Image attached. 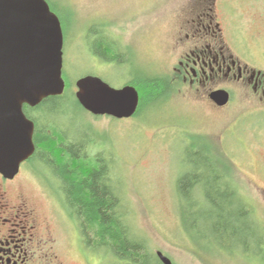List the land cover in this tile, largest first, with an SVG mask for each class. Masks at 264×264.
Returning <instances> with one entry per match:
<instances>
[{
    "label": "rangeland",
    "instance_id": "obj_1",
    "mask_svg": "<svg viewBox=\"0 0 264 264\" xmlns=\"http://www.w3.org/2000/svg\"><path fill=\"white\" fill-rule=\"evenodd\" d=\"M58 1L65 6L67 16L63 20L68 25L63 77L68 84L65 91L69 99H73L72 95L76 97V80L87 74L98 75L114 87L149 74L167 83L165 93L138 117H97L72 106L64 117L66 120H59L64 122V129L70 130L68 134L88 139L86 145L92 155L102 154L105 162H109L126 203L127 226L133 237L142 240L147 254L157 258V251H162L173 264H264L263 240L259 246L251 242L252 249L217 244L213 237L203 236L197 229H192L189 236L182 225L177 179L188 169L189 154L203 152L195 156H206L214 162L227 182L251 205L259 221L255 225L261 234L264 232V109L260 108L263 106L250 90L230 84L231 101L229 96V104L217 108L202 94L194 92L196 96L172 81V23L174 12L186 0ZM229 1L226 34L231 47L253 52L254 64L264 68L263 9L255 0ZM121 10L130 17L137 12L141 21L148 22L143 36L138 32L131 36L130 49L135 51L133 67L91 59L81 44L80 29L91 19L86 12L98 18H113ZM137 20L134 17L130 24L136 25ZM132 31L129 28L123 36L130 37ZM131 68L139 73L133 75ZM43 114V110L32 112L36 119ZM36 167L42 174L47 172L42 166ZM45 177L48 180L46 174ZM28 178L23 177L22 190L34 198L43 214L51 217L55 237V254H47L48 263L41 264H126L113 255L94 251L79 237L53 176L50 184L47 186L46 182L42 188ZM41 190L52 199L41 195Z\"/></svg>",
    "mask_w": 264,
    "mask_h": 264
},
{
    "label": "trees",
    "instance_id": "obj_2",
    "mask_svg": "<svg viewBox=\"0 0 264 264\" xmlns=\"http://www.w3.org/2000/svg\"><path fill=\"white\" fill-rule=\"evenodd\" d=\"M93 44L95 52L105 60H122L116 46L105 38L99 37ZM138 73L133 70L132 74ZM137 81L130 82L140 93L135 117L154 105L167 88L164 79L152 74ZM72 96L69 99L65 91L63 95L46 97L35 107L24 105L26 115L35 122V165L44 167L55 179L57 190L68 204L71 217L76 218L82 240L89 248L113 255L126 264H163L158 257L147 254L142 240L131 234L126 203L109 162H105L102 154L92 155L86 145L88 139L68 134L70 130L63 128L64 117L72 106L84 110ZM35 110H43L42 118L32 116ZM201 154H189L188 169L177 179L180 218L186 232L192 236L190 232L197 229L201 235L213 237L217 244L250 248L252 242L259 246L264 241V232L261 234L255 225L259 221L251 205L227 182L213 161L195 156Z\"/></svg>",
    "mask_w": 264,
    "mask_h": 264
},
{
    "label": "flooded vegetation",
    "instance_id": "obj_3",
    "mask_svg": "<svg viewBox=\"0 0 264 264\" xmlns=\"http://www.w3.org/2000/svg\"><path fill=\"white\" fill-rule=\"evenodd\" d=\"M46 1L61 21L65 46L68 25L65 21L64 25L63 20L67 18L66 8L58 0ZM97 1L99 0H90V2ZM189 1L186 0L181 4L179 10H177L178 5L177 11L174 12L170 45L173 58L171 68L173 82L186 87L193 94L196 93L198 96L202 94L205 100L217 108L224 107L231 101L230 84L243 86L253 93L263 106L260 108L264 109V68L254 64L256 59L253 52L246 49L238 51L235 47H231L228 41L227 12L231 8L230 1L191 0L190 3ZM255 2L264 12V0H255ZM136 13L133 12L130 17L128 12L121 10L113 18H98L86 12L91 19L86 27L80 29L81 44L86 54L97 61L110 64L123 63L133 67L132 52L135 51L130 49L131 36L135 32L143 36L148 25V22L141 21ZM134 17L138 20L136 25L132 26L130 23ZM129 28L134 30L130 37H127V34L123 36ZM99 37L116 46L123 56L121 61L105 60L95 52L93 41ZM218 90H227L230 93V100L224 106L218 105L211 97V94ZM35 162L37 163L36 157L30 156L21 164L19 172L13 177L5 176L0 172V264L48 263L47 254H55L51 217L43 214L34 198L22 190L23 177L35 180L41 188L45 187L46 182L47 186L51 182L50 173L42 174L37 171ZM27 174L28 176H24ZM41 191V195H47L46 191ZM66 214L69 215L73 227L82 239L76 218L71 217L70 212L66 211ZM39 254L44 255L39 256Z\"/></svg>",
    "mask_w": 264,
    "mask_h": 264
},
{
    "label": "water",
    "instance_id": "obj_4",
    "mask_svg": "<svg viewBox=\"0 0 264 264\" xmlns=\"http://www.w3.org/2000/svg\"><path fill=\"white\" fill-rule=\"evenodd\" d=\"M63 31L46 0H0V172L13 177L33 155L35 122L24 105H39L48 96L63 94ZM76 98L95 116L132 117L140 104L132 84L114 87L101 77L86 75L75 82ZM229 92L211 97L225 105ZM163 264H173L162 251Z\"/></svg>",
    "mask_w": 264,
    "mask_h": 264
}]
</instances>
